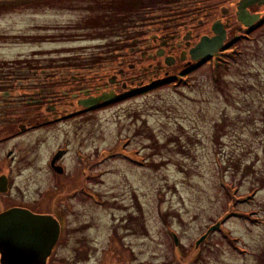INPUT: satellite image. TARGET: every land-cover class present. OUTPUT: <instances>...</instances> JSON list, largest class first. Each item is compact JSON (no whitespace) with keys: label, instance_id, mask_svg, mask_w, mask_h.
<instances>
[{"label":"rangeland","instance_id":"374dc122","mask_svg":"<svg viewBox=\"0 0 264 264\" xmlns=\"http://www.w3.org/2000/svg\"><path fill=\"white\" fill-rule=\"evenodd\" d=\"M238 1L51 0L0 9V75L127 54L130 37L201 19L204 9L233 11ZM236 23L226 46L236 33L242 39L237 52L214 58L216 78L211 63L187 76L173 69L169 83L16 144L14 192L37 211L67 216L50 264H264V25L248 36ZM65 138L79 145V172L52 184L44 161Z\"/></svg>","mask_w":264,"mask_h":264},{"label":"flooded vegetation","instance_id":"af4514ba","mask_svg":"<svg viewBox=\"0 0 264 264\" xmlns=\"http://www.w3.org/2000/svg\"><path fill=\"white\" fill-rule=\"evenodd\" d=\"M236 4L231 5L233 11L230 8L218 9L217 12L204 9L201 19L197 18L200 16L197 13L182 25H160L155 34L130 37L122 41L127 44L123 46L129 50L127 54L108 51L79 56L74 61L38 63L0 75V213L18 208L35 215H48L57 221L59 236L46 264H50L67 237V216L61 210L57 213L37 211L33 203H24L14 192L12 173L18 161L19 142L33 132L51 131L59 125L77 121L79 117L148 93L163 82L172 80L173 69L180 70L179 76H182L195 66L210 64L217 55H221L231 29L237 24ZM247 11L250 15H259V20L249 28H244L238 22L244 30L254 28L264 19V5H254ZM216 22L225 33L223 47L211 58L192 60L190 52L201 38L211 39L215 36L212 25ZM100 96H105L109 101L83 107ZM69 154L74 160H67ZM73 163L76 166L68 174L70 170H67ZM44 165L47 172L55 177L52 184L59 183L56 178L72 177L70 174L79 172V145L72 148V143L67 138L63 139L48 151ZM71 197H79V187ZM77 232L76 247L73 248L79 253V230Z\"/></svg>","mask_w":264,"mask_h":264},{"label":"water","instance_id":"95a60500","mask_svg":"<svg viewBox=\"0 0 264 264\" xmlns=\"http://www.w3.org/2000/svg\"><path fill=\"white\" fill-rule=\"evenodd\" d=\"M254 5H264V0H239L236 4V19L244 28L251 27L259 20V15L247 11ZM215 36L202 37L199 44L190 52L192 60L213 57L223 47L225 33L218 22L212 25ZM109 101L100 96L88 101L83 107H93ZM219 228V223L211 226L196 242L198 246L209 232ZM59 236V224L48 215H35L25 209H10L0 213V264H46ZM177 245V238L172 235Z\"/></svg>","mask_w":264,"mask_h":264},{"label":"trees","instance_id":"16d2710c","mask_svg":"<svg viewBox=\"0 0 264 264\" xmlns=\"http://www.w3.org/2000/svg\"><path fill=\"white\" fill-rule=\"evenodd\" d=\"M47 1H51V0H0V9H3V10H10V9H16L22 5H27V6H30V5H33V4H39V3H46ZM54 1V0H53ZM128 1H124L123 3H127ZM122 3V4H123ZM264 25V20H262L257 26H255L254 28L252 29H249V30H244L243 29V34H246L249 36L250 33H252L255 29H257L258 27ZM237 35V36H235ZM235 35H233V37L231 38L228 46H225L223 51H228V50H231L233 49L235 52H237V43L242 39L240 38V35L239 33H236ZM239 38V39H238ZM247 40H249L247 38ZM228 47V48H227ZM227 48V49H226ZM236 48V49H235ZM233 55V54H232ZM211 64H213V67H212V73L213 75H215V78L217 77L216 75V71H217V66L215 65V60L211 62ZM203 65V64H202ZM202 65L200 66H195L194 68L188 70L186 73L184 74H181L182 76H187V75H190V73L194 72L196 69H198L199 67H201ZM170 81H168L169 83ZM117 238V233L115 231H113V234H112V239L114 240V238ZM82 245V249H84L85 247V244L83 242H81V240H79V246ZM178 248V247H176ZM76 253H78L76 251ZM80 253V251H79ZM78 253V254H79ZM79 259V256L76 257V259Z\"/></svg>","mask_w":264,"mask_h":264}]
</instances>
